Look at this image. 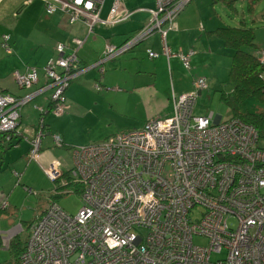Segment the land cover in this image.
Listing matches in <instances>:
<instances>
[{"label": "built area", "instance_id": "1", "mask_svg": "<svg viewBox=\"0 0 264 264\" xmlns=\"http://www.w3.org/2000/svg\"><path fill=\"white\" fill-rule=\"evenodd\" d=\"M103 1L43 0L47 13L59 10L70 22L82 20L88 32L100 22ZM121 1L113 0L109 22L130 14L120 9ZM188 1L155 0L150 22L123 45L107 44L98 62L159 32L162 53L177 55L190 69L192 50L173 53L165 40ZM74 43L72 51L66 50V43L56 44V56L42 68L43 86L20 97L0 94V135L5 141L20 135V107L45 89L51 90L54 116L65 112L64 89L82 70L70 72L77 67L76 52L83 40ZM3 45L8 50L6 42ZM38 71L31 67L14 72V80L28 90L37 84ZM206 89L205 78L197 77L191 90L173 99L171 115L70 149L73 185L66 188L80 193L81 207L70 214L49 201L30 222L16 264H264V148L259 146V131L239 117L222 120L210 111L197 112L200 92ZM38 109L41 126L44 110ZM41 136L39 128L36 136L26 138L29 160L38 158ZM53 140L61 143L58 135ZM62 173L55 163L45 169L52 181ZM58 189L53 193L68 192ZM2 207H8L6 200ZM196 210L199 216L193 219ZM230 218L236 221L234 227ZM196 236L205 237L206 244L196 243Z\"/></svg>", "mask_w": 264, "mask_h": 264}, {"label": "crops", "instance_id": "2", "mask_svg": "<svg viewBox=\"0 0 264 264\" xmlns=\"http://www.w3.org/2000/svg\"><path fill=\"white\" fill-rule=\"evenodd\" d=\"M2 1L0 0V4ZM215 2L219 3L218 0H189L177 14L175 28L166 32L165 40L171 52L192 50L188 70L183 67L177 55L164 56L159 32L141 38L131 48L98 62L107 44L118 46L124 43L150 22L151 11L156 8L155 0H122L120 9H127L130 14L125 18L117 17L111 23L108 18L113 0H104L99 12V17L102 16L104 19L100 18V22H97L90 32L88 25L82 20L70 22L59 10L52 15L44 13L43 0H32L28 3L30 5L27 4L28 7L25 6L21 11L18 10L21 5L9 6L8 10L11 13L14 11V15H11L12 19L8 23L6 19L1 20V23L11 25L10 22L13 21L14 25L11 34L6 31L0 37V47H4L3 38L9 34V46L13 56L5 58L4 62L0 60V64L3 65L0 66V94L8 92L20 97L40 88L44 84L42 66L55 54L56 43H66L68 46L66 50L72 51V47L75 46L74 40L76 38L83 40L77 50L79 64L83 69L69 80L64 89L66 111L59 116L53 115L55 120L48 119L50 89L35 94L24 104L36 99L39 103H34V107L37 105L39 108L44 104L43 107L40 106L44 110L40 145L45 148L41 153V147L39 148L38 159L46 164L45 167L51 165L49 154L53 148L50 145H55L52 136H60L59 133L78 116L77 112L83 111V114H89L95 120L101 118L100 122L107 127L114 124L115 117L125 119L126 123L118 127L117 132L132 130L134 127L140 128L151 118L172 114L173 99L178 94L191 90L193 80L197 78L192 75V70L199 74L198 77L205 78L207 83V89L200 92L199 97H209L213 87L218 86L221 80L217 64L222 47L220 42L213 39H219L225 46L223 39L213 33L214 28L220 26L213 20ZM235 2L236 0L234 4ZM22 3H25V0H21ZM220 3L227 7L225 2ZM234 4L230 10L235 8ZM32 7L40 8L46 16L42 15L27 23L32 18L30 11ZM163 29L167 30V25ZM148 49L157 53V56L149 57ZM26 66H36L40 69L37 84L28 90L22 89L18 84V87L15 86L12 79V73L21 72ZM95 84L100 86V90L95 89ZM79 96L90 104L79 109ZM19 118L16 130L20 135L14 134L10 142L5 141L3 135H0V264L14 263L12 256L15 254V244L18 243L21 247L24 245L27 240L25 234H28V226L33 220L20 219L17 207L5 199L9 191V177L14 176L13 172H16L20 162L22 163L28 155L30 145L26 138H33L39 132L40 119L37 122L36 117L25 113L20 114ZM112 134L114 133H109L107 137ZM56 153L59 152L55 151ZM61 170L65 174L69 168L61 167ZM52 198H48L47 203ZM3 200L8 202V207H2ZM47 203H44L36 216ZM7 255L11 259H6Z\"/></svg>", "mask_w": 264, "mask_h": 264}, {"label": "rangeland", "instance_id": "3", "mask_svg": "<svg viewBox=\"0 0 264 264\" xmlns=\"http://www.w3.org/2000/svg\"><path fill=\"white\" fill-rule=\"evenodd\" d=\"M20 1V3H19ZM37 3V2H36ZM16 7L21 5V0H3L0 4V37L4 32H8L11 34V30L13 29L14 22L11 21V25L1 23V20L6 19L8 23L12 16L14 15L13 12L11 13L8 10V7ZM30 4H28L29 6ZM213 20L220 26H231V27H239L242 24L240 23L243 19V26L245 27H252L255 31V45L258 50L264 51V20L261 16L264 14V0H257L256 3L252 6L251 9L248 8L247 0H236L233 10H230L222 3L213 4ZM26 6V7H28ZM15 7V8H16ZM32 12V18H30L27 23L33 21V19H37L44 16L45 14L42 13L40 8L36 9L34 7L30 8ZM12 15V16H11ZM46 16V15H45ZM44 16V17H45ZM104 19L102 16L100 17ZM111 23V22H110ZM28 25V24H26ZM216 42H220V46L222 47V52H220L219 62L217 64L218 73L221 77V80L218 86L213 87V90L210 92L209 97H202L198 99V105L196 111L199 113H206L212 111L214 116L219 115L220 119L224 120L227 119L232 113V109L226 105L222 101V94L229 93L232 91V83L228 81V74L229 68L231 65L232 55L234 51L230 48L223 46L222 42L219 39H213ZM1 46V45H0ZM246 51L255 54L256 49L247 47L245 48ZM11 54L5 53L4 49L0 47V60L5 61V58L12 57ZM165 56V55H164ZM3 67V65L0 64ZM193 71V70H192ZM194 77H198V73L195 70L192 72ZM13 82L15 86L18 87L17 83L14 81L12 76ZM42 79V78H41ZM175 85L177 86L178 83L175 80ZM100 90V89H99ZM97 92V91H96ZM69 101V100H68ZM78 108L81 109L82 107L88 106L90 103L79 96L78 98ZM34 103H39V100L36 99L26 105L20 107L19 113L24 115L28 114L32 117L37 118V122L40 119V110L34 107ZM44 106L41 104L40 106ZM39 106V108H41ZM42 106V107H43ZM263 110L262 106L259 102L254 98H246L245 100L239 103L237 108V112L241 114L245 113H257ZM66 111V110H65ZM78 116L73 118V123L66 127L59 136L62 140V145H50L53 149L50 150V161L51 163L58 162L57 165L58 169L61 170V167L71 168L73 165L72 158L70 155V149L75 148L81 145H90L95 142L103 141L106 139L109 133H116L118 127H121L126 123V120L121 117H115L114 124L110 127L103 126L100 122L101 118L95 120L89 114H83V111L77 112ZM95 115L94 113H91ZM53 111L48 113V119L55 120L53 118ZM135 117V116H134ZM97 118V117H96ZM20 119V118H19ZM44 124V122H43ZM39 128L42 125L38 126ZM139 128V127H134ZM259 146L264 148V125L262 130H259ZM53 138V136H52ZM63 138V139H62ZM99 140V141H98ZM54 142V140H53ZM66 145H69L70 149H66ZM41 150H43V145L41 146ZM47 150V149H45ZM55 151L59 152L55 154ZM39 153V155H40ZM58 155V156H57ZM49 160V158H48ZM50 163V162H49ZM48 163V164H49ZM46 164L43 161L37 159L29 160L28 157L24 158L23 162L18 165L16 172H13L14 176L11 175L9 184V191L5 197L11 205H15L17 207V215L23 221L33 219L36 216V213L42 209L44 203H47L48 198H51L52 193L54 192L55 188H59L64 184V177H61L58 183H54L46 174H45V167ZM16 173V174H15ZM18 176V177H17ZM18 182V183H17ZM27 187V188H24ZM24 188V189H23ZM68 191V192H67ZM73 189H68L66 187H61L57 190V192H67L59 197L52 198V201L58 203V205L63 208L66 212L70 214H74L80 207H81V200H80V193L72 192ZM51 196V197H50ZM199 216V210H196L192 213V218L197 219ZM236 221L234 218L229 219V225L234 227ZM27 236V234H25ZM194 241L198 244L205 245L207 240L203 236H196ZM7 253V252H6ZM6 257V256H5ZM218 258L217 256H213L212 259ZM6 259H11L9 255H7ZM14 259V263L16 256H12Z\"/></svg>", "mask_w": 264, "mask_h": 264}, {"label": "trees", "instance_id": "4", "mask_svg": "<svg viewBox=\"0 0 264 264\" xmlns=\"http://www.w3.org/2000/svg\"><path fill=\"white\" fill-rule=\"evenodd\" d=\"M220 1L225 2L228 8L232 7L234 4V0H218V2ZM256 1L257 0H247L248 8L251 9L252 6L256 3ZM28 3H30V1H25V3H22L18 10L21 11L22 9H24V7ZM43 9H44V13L48 15H52L56 12L55 11L52 13H47L46 8H45V2H43ZM64 15L67 17V19H69L67 14H64ZM261 18L264 20V14L261 16ZM240 23L242 25L239 27L218 26L214 28L213 30V33L215 35L220 36L223 39L224 45L234 51L232 55L229 74H228V81L232 83L233 89L229 93L222 94V101L232 109L233 111L232 116L239 117L245 122L253 124L259 131V130H262L263 125H264V55L262 54V50L257 51V47L254 42L255 41L254 29L252 27L243 26L244 24L243 19L241 20ZM129 39L130 38H128L124 43H126ZM4 42H6V44L9 46L10 44L9 34H7V38L4 41H2V44ZM124 43L120 45H123ZM247 47L255 48L257 52H255V54H252L251 52L245 50V48ZM2 48L4 49L5 53L7 54L12 53V49L10 48V46H9L10 48L9 51L3 46ZM56 54L57 52H56V46H55V54L52 55L51 57L56 56ZM76 55H77V52H76ZM77 61H78L77 67L74 69L71 68L70 72L71 71L77 72L78 70L83 69V66L79 64L80 61H79L78 55H77ZM45 64L42 66V68L45 66ZM31 67H35L37 70H40L36 66H26L25 69L22 70L20 73L26 72ZM12 76H13V73H12ZM99 89L100 87L98 88V90ZM5 93H8V92H5ZM249 97L256 99L259 102V104L262 106L263 110H260V112H257V113L249 112L245 114H241L237 112L239 103ZM16 133L18 134L17 130H16ZM62 144L63 143L61 141V143L58 146ZM66 148H69V145H66ZM60 176L64 177L65 179V183H64L65 186L62 185L61 187L63 186L71 187V185H73L72 182L70 181L69 170L65 174L63 172ZM59 179L60 178L57 177L54 183H58ZM73 188L76 190H79L80 187L78 185H74ZM61 195L63 194L53 193L51 196L59 197ZM23 246L21 247L18 243L15 244V254L14 255L16 256V259L18 258L20 252L22 251Z\"/></svg>", "mask_w": 264, "mask_h": 264}, {"label": "bare ground", "instance_id": "5", "mask_svg": "<svg viewBox=\"0 0 264 264\" xmlns=\"http://www.w3.org/2000/svg\"><path fill=\"white\" fill-rule=\"evenodd\" d=\"M43 124V123H42Z\"/></svg>", "mask_w": 264, "mask_h": 264}]
</instances>
